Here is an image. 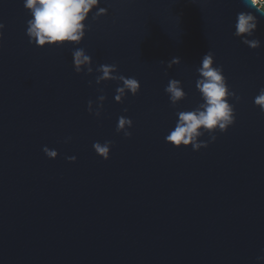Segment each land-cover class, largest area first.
<instances>
[{
  "label": "water",
  "instance_id": "obj_1",
  "mask_svg": "<svg viewBox=\"0 0 264 264\" xmlns=\"http://www.w3.org/2000/svg\"><path fill=\"white\" fill-rule=\"evenodd\" d=\"M99 7L107 13L90 14L79 44L40 47L23 0H0V264H264V111L254 103L264 88V15L243 0ZM243 11L259 19L247 37L257 48L234 35ZM77 47L91 58L80 72ZM208 51L234 93L236 122L200 136L207 148H177L165 137L180 111L202 103L197 69ZM102 64L137 78L139 94L117 102L120 81L97 83ZM170 79L187 93L175 107ZM122 115L134 122L130 138L116 132ZM109 140L104 160L93 144Z\"/></svg>",
  "mask_w": 264,
  "mask_h": 264
},
{
  "label": "clouds",
  "instance_id": "obj_2",
  "mask_svg": "<svg viewBox=\"0 0 264 264\" xmlns=\"http://www.w3.org/2000/svg\"><path fill=\"white\" fill-rule=\"evenodd\" d=\"M243 3L245 7L254 8L261 15H264V0H243ZM99 4L100 0H23L24 8L28 10L31 16V19L27 21L26 29L30 43H35L40 47L79 44L86 36L88 30L86 22L90 14L96 10L95 17L98 18L107 13V9L99 7ZM258 22L257 15L252 11L238 13L234 25V35L243 37V42L253 48L259 47L260 41L258 39H247L258 28ZM4 28L5 25L0 23V41L3 40ZM3 47V43H0V49ZM72 55L77 72L82 70V65H89L91 62L90 56L85 53L83 48H75ZM173 62L178 64L179 58H175ZM88 71L91 72L92 69L89 67ZM97 71L102 73V75L97 76V83L102 80L121 82L116 88L114 97L117 102H123L129 92L136 96L141 90V83L137 78L114 75L117 71L116 64H102ZM197 72L199 78L196 80V89L200 93L202 103L193 110L180 111L174 129L170 130L165 137L168 143L177 148L191 146L194 151L209 146L198 142V138L205 132L213 134L219 130L223 133L236 122L235 106L230 102L234 93L224 75L223 66L216 65L214 52L208 51L202 57ZM164 91L173 107L187 96L182 81L177 79H170ZM254 103L261 111H264V88L260 89L259 94L254 98ZM124 111L126 112L127 109ZM133 126V120L122 115L118 118L116 132L118 134L123 132L125 137L130 138L132 132L129 129ZM71 139L68 137L64 142H70ZM215 139V135H212V140L215 141ZM112 147L113 142L110 140L93 144L95 152L104 160L110 159ZM43 152L48 158H57L59 155L57 150L47 146L43 148ZM66 159L75 162L77 157L68 156Z\"/></svg>",
  "mask_w": 264,
  "mask_h": 264
}]
</instances>
